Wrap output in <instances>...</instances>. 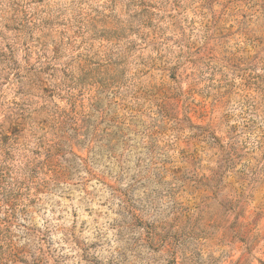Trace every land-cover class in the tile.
<instances>
[{
    "label": "clouds",
    "instance_id": "clouds-1",
    "mask_svg": "<svg viewBox=\"0 0 264 264\" xmlns=\"http://www.w3.org/2000/svg\"><path fill=\"white\" fill-rule=\"evenodd\" d=\"M0 264H264V0H0Z\"/></svg>",
    "mask_w": 264,
    "mask_h": 264
}]
</instances>
